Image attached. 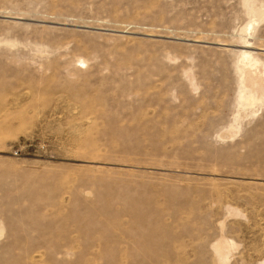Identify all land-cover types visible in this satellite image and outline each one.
<instances>
[{"label":"rangeland","instance_id":"obj_1","mask_svg":"<svg viewBox=\"0 0 264 264\" xmlns=\"http://www.w3.org/2000/svg\"><path fill=\"white\" fill-rule=\"evenodd\" d=\"M0 264H264V0H0Z\"/></svg>","mask_w":264,"mask_h":264},{"label":"bare ground","instance_id":"obj_2","mask_svg":"<svg viewBox=\"0 0 264 264\" xmlns=\"http://www.w3.org/2000/svg\"><path fill=\"white\" fill-rule=\"evenodd\" d=\"M245 55H244V58H243V60H248V55H246V53H244ZM248 62H249V60H248ZM256 82V81H255ZM253 95V94H252ZM253 97H255L254 95H253ZM246 99V98H245ZM244 99V100H245ZM254 99V98H253ZM254 100H252L251 98H248V99H246L245 100V102H246V104L248 105V106H251V105H253V103L255 102H253ZM256 103V102H255ZM220 244V243H219ZM225 246H227V245H225ZM216 249H218L219 251H221V245H218L217 247H216Z\"/></svg>","mask_w":264,"mask_h":264}]
</instances>
